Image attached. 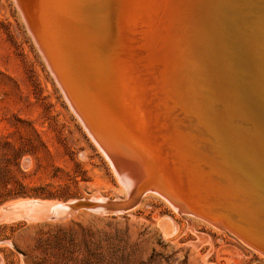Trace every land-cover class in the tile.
I'll use <instances>...</instances> for the list:
<instances>
[{"label":"rangeland","instance_id":"374dc122","mask_svg":"<svg viewBox=\"0 0 264 264\" xmlns=\"http://www.w3.org/2000/svg\"><path fill=\"white\" fill-rule=\"evenodd\" d=\"M31 37L14 1L0 0V208L122 198L131 187L119 183ZM102 50L115 62L119 48ZM218 70H211V109L229 138L234 125L246 140L254 125ZM164 197L147 190L114 215L99 206L43 210L41 219L3 211L0 218L11 216L0 219V264H264V243L208 220L214 214L206 209V217L186 213Z\"/></svg>","mask_w":264,"mask_h":264},{"label":"bare ground","instance_id":"6f19581e","mask_svg":"<svg viewBox=\"0 0 264 264\" xmlns=\"http://www.w3.org/2000/svg\"><path fill=\"white\" fill-rule=\"evenodd\" d=\"M61 1L65 3L66 0ZM201 2L76 0L72 4L74 12L72 6L68 9L69 13L56 8L49 12V17L44 13L34 18V33L29 26L27 28L68 102L75 100L83 108L84 101L90 107L89 100L84 96L87 90L98 99L100 110L103 109L102 112L110 117L108 121L121 124L119 131L122 126L128 130L133 128L135 131L131 132L142 137L136 139L131 133H126L133 147H143L141 149L147 151L152 149L150 146H158L162 151L165 142L160 138L167 129H173L168 125H173L168 117L171 116L168 107H181L203 114L205 126H201L210 136L205 135L204 141L199 133L178 127L177 130L181 131L179 138L172 133V139L181 148L177 149L179 160H182L185 150L195 153L217 170L240 174L220 151L207 156V142L217 143V139L225 141L229 138L211 109V70L214 68L217 72L220 69L218 74L229 80L231 95L245 109L246 116L254 125L251 133L256 134L249 136L255 147H248L243 142V149L252 152L248 154L249 158L242 156V152L232 151L234 148L228 143H225L226 149L236 153L238 158L259 160L264 165V0H209L208 5ZM90 46L98 50H92ZM102 48H119L114 55L115 62L110 61L109 53L101 52ZM45 49L52 61L46 56ZM93 66L100 73L95 71L97 69L92 70ZM195 67L197 71L193 70ZM218 85L220 87V81ZM97 110L99 115L96 114V119L100 124L106 123L100 117L103 116L101 111ZM147 112L152 114L154 124L150 123ZM126 117L130 118L128 122ZM132 170L138 177L144 174L141 168L134 167ZM154 171L162 175L164 169H159L156 164ZM260 172L264 176V170ZM191 178V184L179 189L169 185L165 177L163 181L170 191L166 198L183 211L186 208L180 197L194 201L205 215L190 207L193 209L191 213L206 217L208 214L202 209L205 198L199 190L195 192L202 183L193 174ZM123 181L130 186L131 180L123 178ZM189 186L193 191L187 190ZM231 196L234 195L227 194L226 198L230 200ZM45 204L16 202L10 205L9 210L14 208L12 215L27 211L28 216H35L36 219L42 216L43 210L53 214L67 211L66 206L58 205L60 203ZM3 211L0 208V213ZM8 216L11 214L4 215ZM206 218L214 223L220 220L229 228L234 227L217 215Z\"/></svg>","mask_w":264,"mask_h":264},{"label":"water","instance_id":"95a60500","mask_svg":"<svg viewBox=\"0 0 264 264\" xmlns=\"http://www.w3.org/2000/svg\"><path fill=\"white\" fill-rule=\"evenodd\" d=\"M13 1L29 35L31 36V32L27 26H29L32 33H34V26L32 23L35 17L44 13H47L46 17H49V12H52L56 8L63 9L65 11L67 10L68 12L72 4H75L76 0H66L67 2L65 1V3H67V5L61 0ZM200 1H202L201 3L207 5L209 4V0H198V2ZM72 9L74 12V6H72ZM76 9L77 8H75V10ZM77 30L82 32L81 28H78ZM44 52L48 57L49 55L48 52H46V49ZM93 52L94 51H92V53ZM48 59L52 61L50 56ZM51 66L55 72H57L52 63ZM95 69H97L96 66H93L92 70ZM193 70L197 71V68L195 67ZM95 71L100 73L98 69ZM65 91L69 95L66 88ZM84 96L89 100L88 103H90V107H87V102L84 101L83 108L79 107L78 103L72 99L67 103L93 142L97 144L99 150L110 163L115 175L117 174V178L119 177V183L123 180V178L127 181L131 180L129 182L131 183L129 186L131 188L127 191L124 190L126 195L122 198L112 201L106 200L101 204H96L95 202H92V200L70 201L64 204L67 211H74L77 209L92 211L94 207L99 206L105 211V215L123 213L130 210L147 190L156 192L163 196L169 194L170 191L167 189L163 181L165 177L167 178L169 185L173 184L179 189H185V185L191 184V174H193L198 177L199 182L202 183L201 186L196 187L195 192L196 190H199L205 198V207L202 208L203 210L206 209L208 214H214L218 217L224 218L226 222L235 227L238 233L250 241L264 243V176L260 172V170H264V165L259 160L254 161L251 159L244 160L243 157L238 158L236 153L232 154V152L230 153V151L226 149L225 143H228L235 149H232V151H236L240 154L242 152L243 154L241 155L245 158L250 157L248 154L252 152H249L246 149L245 151L243 149V140H245L246 135L241 133L238 127L234 125L229 127V130L232 131L230 135L232 139L226 138L225 141L217 139L219 142H207L206 145L207 156H209L210 153L213 154L215 151H220V154L227 156L229 164L234 167L235 170L240 172V174H237L236 172L235 174L230 170L233 174L224 173V171L217 170L208 163L204 162L195 153H188L183 149L184 153L181 155L182 160H179L177 149L180 147L177 144V141L175 142L174 139H172V133L175 137L179 138V133L181 131H179V129L177 130V128L180 127L183 130L190 131L191 133H199L200 137L204 140L203 137L205 135L208 136L209 134L208 132H205L201 126V124L204 125L203 114H199V112L186 111L181 107H168L171 111L169 112L171 116L168 117L171 118L173 125L167 124L172 126L173 129H167L164 135L160 138V141L165 142L163 150L160 151L158 146H150L152 149L145 151L141 149L143 147L138 148L131 145V141L126 133H131V136L136 139H142L139 134L137 135L133 132L135 131L133 128L128 130L125 126H122L123 129L119 131L118 128L121 124L119 122H115L117 124L116 125L113 124V120L108 121L110 117L102 112L103 109L100 110V105L97 102L98 99L96 97H92L87 90L84 93ZM68 97L70 99V96ZM97 108L103 115L100 117L104 118V121L107 123L106 124L101 121L103 126L99 123L100 121L96 119V114L99 115V113H96ZM148 118L151 124L155 123V120L152 119V114H148ZM144 119H146V117H144ZM162 129L165 131L164 128ZM131 130L133 131L131 132ZM248 135L251 134L247 132V138L245 140L247 146L255 147L256 145H254L252 139L248 140ZM178 143L180 144L181 140H179ZM182 163H185L187 166H184ZM156 164L159 169H164L162 175L154 171V166ZM134 167L141 168L144 174L138 177V175L132 170ZM187 190L193 191L190 186ZM227 194L234 195L231 196V198L228 197L231 201L226 198ZM180 199L184 202L183 205L186 208V213H191L193 209L201 212L198 209L196 202L186 200L182 197H180ZM29 202L37 203L38 201ZM38 203L43 204L45 202ZM10 205H6L1 208L8 211L10 209ZM203 214L205 215V213ZM238 221H240L239 223L241 224H239Z\"/></svg>","mask_w":264,"mask_h":264}]
</instances>
